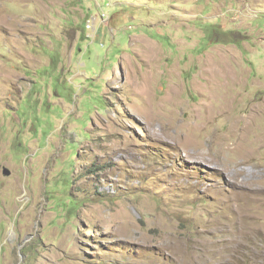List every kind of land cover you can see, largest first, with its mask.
I'll return each instance as SVG.
<instances>
[{
    "label": "rangeland",
    "instance_id": "rangeland-1",
    "mask_svg": "<svg viewBox=\"0 0 264 264\" xmlns=\"http://www.w3.org/2000/svg\"><path fill=\"white\" fill-rule=\"evenodd\" d=\"M0 264H264V0H0Z\"/></svg>",
    "mask_w": 264,
    "mask_h": 264
},
{
    "label": "water",
    "instance_id": "water-1",
    "mask_svg": "<svg viewBox=\"0 0 264 264\" xmlns=\"http://www.w3.org/2000/svg\"><path fill=\"white\" fill-rule=\"evenodd\" d=\"M4 173H5V175H6L7 177L12 176V172H11L9 169H7V168L5 169Z\"/></svg>",
    "mask_w": 264,
    "mask_h": 264
},
{
    "label": "bare ground",
    "instance_id": "bare-ground-1",
    "mask_svg": "<svg viewBox=\"0 0 264 264\" xmlns=\"http://www.w3.org/2000/svg\"><path fill=\"white\" fill-rule=\"evenodd\" d=\"M193 144H194V142H193ZM194 145H195V144H194ZM196 146H198V147L200 148L199 144H196Z\"/></svg>",
    "mask_w": 264,
    "mask_h": 264
},
{
    "label": "trees",
    "instance_id": "trees-1",
    "mask_svg": "<svg viewBox=\"0 0 264 264\" xmlns=\"http://www.w3.org/2000/svg\"><path fill=\"white\" fill-rule=\"evenodd\" d=\"M222 34V33H221ZM221 34H219V35H221Z\"/></svg>",
    "mask_w": 264,
    "mask_h": 264
}]
</instances>
